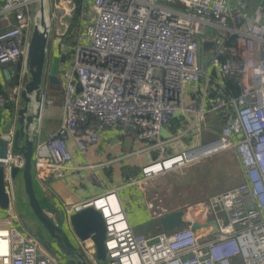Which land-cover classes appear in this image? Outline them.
<instances>
[{
    "label": "built area",
    "instance_id": "obj_1",
    "mask_svg": "<svg viewBox=\"0 0 264 264\" xmlns=\"http://www.w3.org/2000/svg\"><path fill=\"white\" fill-rule=\"evenodd\" d=\"M78 1L54 2L63 36L70 26L63 19L72 18ZM90 2L92 13L82 11L81 20L85 19L84 30L91 44H82L80 29L70 69L60 66L62 123L35 145L33 169L37 179L44 182L63 176L73 159L69 140L83 149L99 143L107 129L146 140L160 154L157 160L143 165L140 174L129 172L127 177L133 184L147 183L234 150L244 180L205 200L185 202L170 211L184 212L190 223L182 227L156 234L137 233L117 190L67 206V212L72 215L89 206L100 211L106 224L108 264H232L234 257H240L243 264H264V5L249 18L241 2L231 6L229 0ZM34 3L40 10L35 0H5L0 6V67L21 66L13 95L0 93L3 108L13 102L18 110L23 100L29 44L36 24ZM50 6L48 0L49 39L56 15L51 16ZM206 42L212 43L208 49H204ZM225 79L238 87L236 95H225ZM196 84L198 90L188 93ZM30 108L35 112L36 104ZM209 113L227 117L218 136L173 152V143L195 126L203 131ZM178 114L191 117L189 128L174 138H163L162 131ZM39 122L31 127L33 139L39 133ZM0 161L11 214L0 220V264H60L14 212L12 169L25 166L23 153L9 142L7 157ZM196 220L201 227H193ZM212 220L217 226L207 225ZM81 242L91 263L100 264L94 240L89 237Z\"/></svg>",
    "mask_w": 264,
    "mask_h": 264
},
{
    "label": "crops",
    "instance_id": "obj_2",
    "mask_svg": "<svg viewBox=\"0 0 264 264\" xmlns=\"http://www.w3.org/2000/svg\"><path fill=\"white\" fill-rule=\"evenodd\" d=\"M4 1L0 0V6ZM239 2H241L240 5L249 18H254L257 8L264 5V0H237V4ZM55 41L56 43H53V46H48V64H51L54 56H60L61 64H63L65 55L62 46L65 44V41L62 38ZM17 67L20 73V64L15 65L13 68L8 66L0 67V90L9 97L13 95L19 83V75L15 73ZM48 77L49 68L47 67L45 91L47 104L42 109L38 125L39 133H37L34 139L36 144L46 140L49 131L57 128L62 123L63 118V90L60 85H56V87L51 84ZM27 78V76L24 77V83ZM24 105L25 102L22 100L18 110L16 107L14 111H11L8 107H0V137L3 134L16 131L19 127L17 121L18 113ZM32 112L34 111L30 108L28 114ZM47 117H51L54 122L47 127L43 135L44 120ZM190 122V116L178 114L172 118L169 128H165L162 131V137L165 139L176 137L189 128ZM226 122L227 120L223 116L209 113L203 131L201 132L198 130L199 127L195 126L187 136L173 143L172 151L175 153L182 152L213 140V137H211L213 126L217 125V129L220 132ZM68 145L73 154V159L68 164V168L63 170V176L50 177L47 181L43 182L37 179L34 171V178L38 181L37 184L40 190L39 195L37 192L36 194L43 207L51 216L57 219L60 216H64L67 219L71 216L67 212V206L84 202L108 190L118 191L135 231L139 228H143V232L151 231V228L147 227L148 224L156 220L159 222L160 216L175 210L171 209L164 212L159 210L171 204L168 202L167 205L165 203L167 199L163 198L160 201L161 198L158 199L157 197L160 194L158 190L160 191L161 186L163 188V182L159 178L166 174L142 184H133L127 177L129 172L140 174V169L143 165L160 158V154L150 147L148 141L124 136L117 129H107L99 143L87 144L83 149L74 140H69ZM239 169L243 181L242 167L240 166ZM12 205L19 221L25 225L18 212H16L15 201ZM0 214H4L7 218L11 216L9 208L2 209L0 207ZM159 226L160 231L163 230L160 222ZM35 234L41 236L38 232ZM78 244L84 251L85 247L81 240H79Z\"/></svg>",
    "mask_w": 264,
    "mask_h": 264
},
{
    "label": "water",
    "instance_id": "obj_3",
    "mask_svg": "<svg viewBox=\"0 0 264 264\" xmlns=\"http://www.w3.org/2000/svg\"><path fill=\"white\" fill-rule=\"evenodd\" d=\"M40 11L41 13L49 14L48 0H42L40 2ZM211 45L212 43L206 42L204 49H208ZM48 46V33L42 31L36 23L33 28L28 50L29 77L22 90V98L25 105L19 110L17 117L19 127L16 129L14 135L6 133L0 137V158L7 157L9 142L13 143L16 151L23 153L25 166L22 169L13 167L12 176L16 178L18 172L22 170L25 197L42 228L41 236L36 235L40 239L42 237L46 239L44 246L47 250L53 252L55 256L60 257V260L64 264H88L87 259L78 248L74 239L85 240L91 237L96 245L95 256L97 260L106 262V224L100 211L93 206H89L81 211L75 212L67 220H65L64 216H60L57 219L51 216L43 207L35 191L33 156L36 143L31 137V127L41 119L42 109L46 99L44 84L49 63ZM60 66L61 57L54 56L49 67L48 77L49 82L53 85L61 84ZM33 103L36 104V111L28 114L30 105ZM4 174V164L0 161V207L2 209H8L10 206V197L6 190ZM65 222L70 229L65 226ZM159 222L165 231L173 230L190 223L185 220L184 212L180 210L161 216ZM208 224L217 226V222L214 220L209 221ZM201 226L202 224L197 220L193 223L194 228Z\"/></svg>",
    "mask_w": 264,
    "mask_h": 264
},
{
    "label": "rangeland",
    "instance_id": "obj_4",
    "mask_svg": "<svg viewBox=\"0 0 264 264\" xmlns=\"http://www.w3.org/2000/svg\"><path fill=\"white\" fill-rule=\"evenodd\" d=\"M55 0H50V14L51 16L53 13H56V15L53 16L52 19V36L49 39V45L53 46V43L55 44V40H60L61 38L65 41L62 46L63 53L65 55V58L63 60L62 69L67 70L70 69L72 61H73V50L70 51V48L75 45L68 42L65 39V35H61L59 32L60 28V22L59 16L60 13L55 9L56 11H53V5ZM90 0L88 2H84L82 6L83 12H89L92 13L91 7H90ZM229 4L231 6L237 5V0H229ZM37 3L33 4V17H37ZM74 14V13H73ZM73 17V16H72ZM70 25L72 24V18L65 17L63 19ZM80 23V25H79ZM85 19L84 21L80 18H73V24H72V31L71 33L74 34L75 40L79 38V32L80 29L82 30L81 35V42L84 45H90V39L85 34ZM70 27V26H69ZM34 28V26H33ZM63 29V28H62ZM70 56H67L68 53H70ZM199 59L202 60V52L199 53ZM207 60H205V63ZM15 73L19 75V68L15 70ZM29 77V75H27ZM198 85L190 86L188 89V93H192L195 89L198 90ZM61 86V85H60ZM202 86V84H201ZM62 89V86H61ZM187 100H190V97L188 96ZM47 104V100L45 99V104ZM15 105V104H14ZM16 107V106H15ZM14 113V112H13ZM54 122L51 117H47L44 120L43 125V135L45 134L47 127ZM211 137L215 139L218 136L219 130L217 129V125H214L211 131ZM240 162L238 159V155L234 150H228L216 155H213L209 158H205L203 160L197 161L196 163H193L191 165H188L184 167L183 169L177 170L175 172L167 173L166 175L160 177V181L163 182V188L161 186L158 199L160 201L165 198L167 201L165 203L168 205V202L171 203L168 207H163L162 209H159L160 211H168L171 209L179 208L181 204L185 202H196L199 200H205L209 198L212 195H215L217 193L224 192L225 190L229 189L232 186H235L242 182L241 173H240ZM34 174V169H33ZM38 181L34 178V185L35 190L37 194L39 195V187H38ZM14 191H15V207L16 212L20 215L21 220L25 223L26 227L29 228L32 232H38L41 233L42 228L40 225V222L38 218L35 216L33 210L31 209L28 200L25 197V191H24V180H23V173L22 170L18 172L16 178L14 179ZM7 216H4V214H0V220L6 219ZM67 220V219H65ZM24 225V226H25ZM65 226L69 228L68 224L65 222ZM147 227L151 228V231L149 232H143V228L136 229L137 233H145V234H156L160 232V226L158 220L151 222L147 225ZM73 233V232H71ZM78 248L82 252V254L87 259L88 264H91L90 260L86 256L83 249L80 248L78 242V239H74ZM60 264H64L63 261H59ZM101 264H108L106 262H101ZM232 264H243L242 259L240 257H234L232 259Z\"/></svg>",
    "mask_w": 264,
    "mask_h": 264
},
{
    "label": "trees",
    "instance_id": "obj_5",
    "mask_svg": "<svg viewBox=\"0 0 264 264\" xmlns=\"http://www.w3.org/2000/svg\"><path fill=\"white\" fill-rule=\"evenodd\" d=\"M83 4H84V3H83L82 0H79V1L76 3L75 11H74V14H73V17H72V21H71L72 24H73V18H75V17L78 18V19L80 18L81 14H82V6H83ZM72 24L70 25L68 31L65 33V39H66L68 42H70V43H72V44L74 45L75 42H76V40H75V38H74V34L71 33V31H72ZM79 25H80V23H79ZM71 50H73L72 47L70 48V51H71ZM71 52H72V51H71ZM71 52L68 53L67 56H70ZM49 67H50V64H48V68H49ZM27 80H28V78L26 79V82H27ZM26 82H25V83H26ZM46 83H47V80H45V84H44V90H45V91H46ZM224 83H225V88H224L225 91H224V93H225L226 96L236 95V94L239 92L238 87L233 83L232 80H230V79H225ZM55 86H56V85H55ZM56 87H57V86H56ZM58 88H59V86H58ZM0 93H2L1 90H0ZM215 94H216V92L213 94V97L209 98V103L211 102V99H213V98L216 97ZM7 107L10 108L11 111H14V109H15V105H14L13 102H10V103L7 105ZM223 118L227 120V117H223Z\"/></svg>",
    "mask_w": 264,
    "mask_h": 264
},
{
    "label": "bare ground",
    "instance_id": "obj_6",
    "mask_svg": "<svg viewBox=\"0 0 264 264\" xmlns=\"http://www.w3.org/2000/svg\"><path fill=\"white\" fill-rule=\"evenodd\" d=\"M38 3H40L42 0H35ZM36 23L40 27V29L44 32H48L49 26H50V21L48 14L46 13H41L40 10L37 11V17H36Z\"/></svg>",
    "mask_w": 264,
    "mask_h": 264
},
{
    "label": "flooded vegetation",
    "instance_id": "obj_7",
    "mask_svg": "<svg viewBox=\"0 0 264 264\" xmlns=\"http://www.w3.org/2000/svg\"><path fill=\"white\" fill-rule=\"evenodd\" d=\"M41 240V242L44 244V242H46V239L44 238V237H42V239H40ZM55 250V249H54ZM49 251V253L50 254H52L58 261H61L60 259V257H58V256H55L54 254H53V252H51L50 250H48Z\"/></svg>",
    "mask_w": 264,
    "mask_h": 264
}]
</instances>
